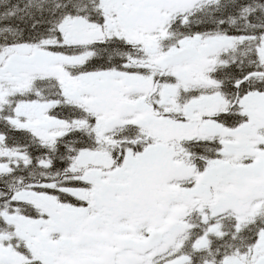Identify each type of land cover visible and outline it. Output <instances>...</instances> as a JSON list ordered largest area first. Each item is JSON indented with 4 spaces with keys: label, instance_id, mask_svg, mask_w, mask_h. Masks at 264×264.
<instances>
[{
    "label": "snow or ice",
    "instance_id": "1",
    "mask_svg": "<svg viewBox=\"0 0 264 264\" xmlns=\"http://www.w3.org/2000/svg\"><path fill=\"white\" fill-rule=\"evenodd\" d=\"M0 264H264V0H0Z\"/></svg>",
    "mask_w": 264,
    "mask_h": 264
}]
</instances>
